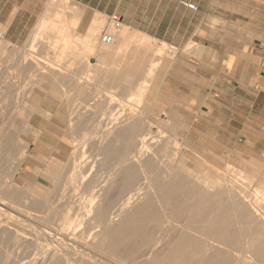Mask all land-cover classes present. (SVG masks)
Here are the masks:
<instances>
[{
	"label": "rangeland",
	"instance_id": "obj_1",
	"mask_svg": "<svg viewBox=\"0 0 264 264\" xmlns=\"http://www.w3.org/2000/svg\"><path fill=\"white\" fill-rule=\"evenodd\" d=\"M36 1L30 25L17 26L19 20L16 19L9 29L0 27V43L6 46L0 53V63L2 67L12 64L11 70L17 74L7 97H0V125L29 118L30 124L39 131L37 142L32 141L34 134L23 136L30 142L28 157L14 181L21 186L51 187L57 163L65 165L67 156L73 154L78 157L79 166L86 170V179L93 176L96 183L108 188L115 165L113 160L99 154L98 140L103 132L112 130L115 120L126 119L132 114L137 129L147 133L156 150V166L160 172L173 171L187 179L191 177V185L200 189H207L209 182L217 180L223 187L235 181L236 198L246 213L252 214L255 210L264 221V123L234 124L236 137L226 138V124L219 118L210 124L211 118L193 117L196 107L191 108V94L197 99L201 92L189 90L191 83L199 86L203 82L201 63L209 48L219 51L225 46V41H219L227 38L224 30L234 28L233 22L251 19L255 12L251 11L254 0H183L196 4L195 12L183 8L178 0ZM22 12L28 14L26 11L20 14ZM113 15L121 19L117 26L111 21ZM43 18L55 20L54 32L46 30L30 47L31 32ZM93 18L99 23L97 47L104 45L100 34L105 31L110 32L113 39L115 33L125 30L126 34L121 37V48L117 52L103 57L94 52L86 56L91 65L85 67L82 63L88 52L85 31ZM191 35L205 42H191ZM45 36L48 38H43ZM16 37L21 40L13 41ZM171 39L174 41L169 42ZM24 54L34 55L35 61L45 66L22 64ZM51 61L69 69L61 82L56 75L46 74L41 78L33 72L59 69ZM99 92L107 97L95 98L96 103L88 105V95ZM85 107L91 112L75 113L84 111ZM39 110L50 111L49 117L39 114ZM239 127L243 128L241 132L237 131ZM244 130H249L253 137L242 136ZM68 175L64 166L59 175L62 189L59 192L64 197L58 198V185L46 192L45 199L51 202L47 214L52 224L27 217L23 212L27 209L23 206L16 205L20 211L0 212V224L17 228L18 233L28 239L26 244L20 245L3 238L0 263L48 264L51 260L47 253L62 247L67 252L65 262L69 264H141L134 254L124 252L129 243L108 251L98 245L85 244L86 234L78 235L81 226L59 229L66 217H78L90 198V192L80 183L73 187L62 186ZM228 196L227 192L224 197L229 199ZM150 197L157 204L155 195L150 194ZM32 199L41 204L34 197ZM48 226L54 228L50 244L43 241L40 242L43 247L34 244L37 230H46ZM255 233L254 244L263 242L264 227H258ZM247 250L246 241L241 238L238 250L230 253L239 257L241 264L244 261L264 264L250 260Z\"/></svg>",
	"mask_w": 264,
	"mask_h": 264
},
{
	"label": "bare ground",
	"instance_id": "obj_2",
	"mask_svg": "<svg viewBox=\"0 0 264 264\" xmlns=\"http://www.w3.org/2000/svg\"><path fill=\"white\" fill-rule=\"evenodd\" d=\"M55 24V20L48 19L37 24L30 36L28 46L31 47L40 40V35H44L46 30L52 29L50 31L54 32ZM98 27L97 19L93 18L85 33L87 40L85 46L88 49L82 60L85 67L91 65L88 64L87 57L94 52L98 57L117 52L121 48L119 41L126 34L125 30L119 34L114 32L112 42L103 43V46L97 47ZM44 42L45 40L39 41L41 44ZM5 48V43H0V53L4 52ZM136 57L133 60H136ZM35 58L37 57L34 55L24 54L21 63L45 66L43 63H37ZM52 64L59 69L55 71L36 69L33 72L41 78L46 74L56 75L57 81L61 82V78L69 69L61 68L56 62ZM12 67V64L2 67L0 63L1 98L7 97V92L16 83L17 74L11 70ZM77 83H79L78 80ZM99 97H107V95L100 92L97 95L90 93L88 100L91 103L87 101V104L94 105L95 98ZM38 112L46 117L50 115L48 114L50 111L39 110ZM85 112H91V109L85 107L82 112L75 111L76 114ZM134 118L135 116L131 114L126 119L115 120L112 130L103 132L98 140L99 154L113 160L115 165L108 188H105L104 184L96 183L93 176L86 179V170L79 166L78 157L73 154L67 156L65 165L57 163L55 168L57 173L52 176L51 187L19 185L14 181V176L27 159V150L30 146V142L23 136L34 134L32 141L37 142L39 131L30 124L29 118H22L20 121L10 120L6 126L0 125V212L20 211L18 206H23L28 210L23 211L27 217L39 223L42 221L45 224H52L47 214L51 202L45 199V196L48 190L58 185L56 191L58 198L64 197V194L59 192L61 189L59 175L66 166L69 175L62 186L73 187L76 183H80L90 192V198L82 207L78 217L74 219L66 217V220L59 225V229L68 230L81 226L78 235L86 234L85 244L98 245L102 249L112 251L129 243V246L123 249L124 252L129 255L134 254L141 264H241L239 257L232 256L230 251H237L240 247V239L243 238L246 241L247 251L250 252L249 259L264 262V241L254 244L255 232L258 227H264V221L255 210L252 214L246 213L241 201L236 198V182L223 187L217 180L209 182L207 189H200L201 187L191 185V177L187 179L173 171L160 172L156 166V150L150 144L147 133L137 129ZM188 175H191V171H188ZM227 192L230 194L229 199L224 197ZM150 194L155 195L157 204ZM178 196L180 198H177ZM32 197L36 201H41V204L35 202ZM53 233L52 226L46 227V230L39 229L33 243L42 246L40 242L43 241L49 245L53 240ZM3 238L20 245L28 241L26 237L18 233L17 228L13 229L0 224V241ZM47 255L51 260L48 264H69L65 262L67 252L62 247L50 251ZM244 264L256 263L244 261Z\"/></svg>",
	"mask_w": 264,
	"mask_h": 264
},
{
	"label": "crops",
	"instance_id": "obj_3",
	"mask_svg": "<svg viewBox=\"0 0 264 264\" xmlns=\"http://www.w3.org/2000/svg\"><path fill=\"white\" fill-rule=\"evenodd\" d=\"M36 2L0 0V27L5 26L9 29L16 19L19 20L17 26L25 28L30 25ZM253 3L251 11L255 12L251 19L233 22L234 28L224 30L223 34H226L227 38L219 41H225L223 42L225 46L219 51L209 48L201 63L204 67V73L200 76L203 79L202 84L189 85L191 92H201L197 99L195 94H191V108L196 107L193 117L211 118L210 124L213 119L219 118L221 123L226 124V138L236 137L233 131L234 124L264 123V0H254ZM21 11L28 14L25 12L20 14ZM21 19L25 21L21 23ZM43 20L46 18L37 24ZM21 32L18 35H21ZM12 40L21 39L16 37ZM190 41L205 42L195 40L193 35ZM242 130L241 127L237 128V131ZM244 131L245 134H241L242 136L253 137L249 130Z\"/></svg>",
	"mask_w": 264,
	"mask_h": 264
},
{
	"label": "built area",
	"instance_id": "obj_4",
	"mask_svg": "<svg viewBox=\"0 0 264 264\" xmlns=\"http://www.w3.org/2000/svg\"><path fill=\"white\" fill-rule=\"evenodd\" d=\"M180 4L190 10H193V11H196L197 10V5L194 4V3H190V2H187V1H183L181 0L180 1ZM111 21L117 26L120 24V17L117 16V15H113L111 17ZM2 37V33L0 32V38ZM100 39L102 42H105V43H110L113 41V35L110 33V32H103L102 34H100Z\"/></svg>",
	"mask_w": 264,
	"mask_h": 264
}]
</instances>
